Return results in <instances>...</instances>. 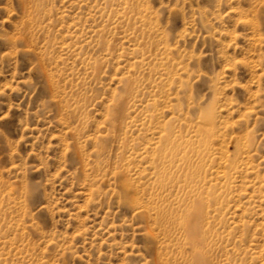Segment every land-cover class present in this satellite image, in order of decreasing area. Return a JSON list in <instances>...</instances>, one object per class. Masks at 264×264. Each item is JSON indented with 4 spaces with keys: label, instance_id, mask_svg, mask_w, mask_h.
<instances>
[{
    "label": "rangeland",
    "instance_id": "1",
    "mask_svg": "<svg viewBox=\"0 0 264 264\" xmlns=\"http://www.w3.org/2000/svg\"><path fill=\"white\" fill-rule=\"evenodd\" d=\"M228 1L0 0V264H154L172 251L143 209L156 191L144 149L163 126L192 136L193 124L226 127L230 157V136L246 135L218 231L229 264H264V0Z\"/></svg>",
    "mask_w": 264,
    "mask_h": 264
},
{
    "label": "bare ground",
    "instance_id": "2",
    "mask_svg": "<svg viewBox=\"0 0 264 264\" xmlns=\"http://www.w3.org/2000/svg\"><path fill=\"white\" fill-rule=\"evenodd\" d=\"M113 1H118L120 2L119 4L123 2L125 5L129 2V7L132 9L139 8V4L144 2L145 4L147 3L146 0H106V3L111 5ZM227 1L228 0H216L219 6L221 3H226ZM147 30H145V32ZM256 34L258 33L256 32ZM125 91L128 94L131 91V86L126 87ZM115 101V105L112 107L113 109L107 114L112 133H116L121 129L124 97L117 98ZM157 119L158 118H156V120ZM182 120L185 119L183 118ZM159 122L161 123V121H158V124ZM145 124H147V127L149 126L147 122ZM163 125H166V123ZM225 125L223 126L225 127ZM190 127L192 132H189L190 134L188 133V135L192 133V136H186L184 135L185 133H182V135L180 130L178 131L180 133L176 131L173 132L174 130L172 131V127H168V125L167 128L163 126L160 131L158 130L160 128H156L158 130L156 133L158 135L157 138L154 134L152 135L158 140H156L157 142L153 140L157 145L154 146L153 149L143 148L144 151L146 150V157L154 166V182L156 185L155 193L151 194L150 200L147 201L145 206L143 205V209L147 214L152 212L154 216L153 219H155V223L158 230L161 231L163 239L169 243L173 242L172 246L174 247L172 251L168 249L167 245L160 248L158 247L159 249L155 254L156 259L154 264H169L171 256H173V264H211V260L208 258L207 253L212 251L216 253L217 250L222 253L221 255L224 256L226 263L229 264L226 246L230 233H225L224 230L219 232L218 230L224 227V213L222 212V208H224L223 204L225 203L223 202L226 200L227 195L225 194V188H228V184L230 183L229 178L231 177V170L236 168V164L238 165L239 161L236 163V157L239 160L238 157L249 153L247 149H244L247 147L245 146L247 138L246 135L238 137L230 136L229 139L235 144L234 151L236 153V157L233 155V157H230L227 154L229 150L227 151L224 148L226 145L223 147V142L226 143V141H224L226 136V130L224 131V129L226 127L224 129L222 128V130L220 127L215 129L211 127L204 128L199 127L197 124L190 125ZM183 129L185 131V128ZM152 131L153 129L149 134H151ZM129 146L130 145H128V154L130 150L132 151V149L129 150ZM135 151L134 149V156ZM241 159L240 163H245L244 158L241 157ZM247 161L249 162V160ZM128 162L130 161L128 160ZM145 162L143 163L144 165H146ZM248 162L246 164H248ZM143 164L142 162L141 165L138 164L141 166L138 167V169L142 168ZM133 165L136 164L134 163ZM126 167H128L129 170L130 166H128V164ZM238 167L240 166L238 165ZM242 167H246V165ZM239 171L237 174H239ZM149 174L151 175V173ZM122 183L125 188L128 187L127 182ZM143 213L142 211V214ZM151 229L152 230H149V234L152 232L154 233L153 228Z\"/></svg>",
    "mask_w": 264,
    "mask_h": 264
}]
</instances>
